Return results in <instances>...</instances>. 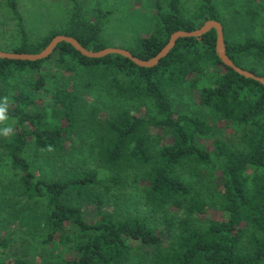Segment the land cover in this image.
<instances>
[{
	"label": "trees",
	"instance_id": "16d2710c",
	"mask_svg": "<svg viewBox=\"0 0 264 264\" xmlns=\"http://www.w3.org/2000/svg\"><path fill=\"white\" fill-rule=\"evenodd\" d=\"M70 1L65 28L32 40L17 1L8 0L20 42L0 51L38 54L58 35L90 51L107 48L108 14L98 10L93 22ZM166 1L167 8L156 2L153 33L127 49L134 56L150 60L174 32L215 20L231 60L264 77V37L228 38L212 0L193 18L183 15L181 0ZM216 43L215 30L180 39L154 68L120 55L87 58L68 43L42 61L0 60V100L9 98L13 129L0 144V170L9 180L1 193L11 187L44 203L40 246L75 254H53L55 264H264V85L225 66ZM222 122L237 133L231 140L220 137ZM155 129L171 142L164 144ZM84 136L95 141L97 169L73 164L58 178L36 176L40 156L67 162L74 153L68 147ZM127 185L141 187L149 215L116 211L113 187L119 199ZM209 210L220 216L200 223ZM9 244L0 237V259ZM0 264L38 263L23 256Z\"/></svg>",
	"mask_w": 264,
	"mask_h": 264
},
{
	"label": "rangeland",
	"instance_id": "374dc122",
	"mask_svg": "<svg viewBox=\"0 0 264 264\" xmlns=\"http://www.w3.org/2000/svg\"><path fill=\"white\" fill-rule=\"evenodd\" d=\"M18 11L23 19V24L32 40H38L51 31H61L65 28L73 4L70 0H16ZM77 2L83 15L91 21L96 20L98 10L108 15L102 23L105 45L107 48L130 49L141 38L149 37L156 29L157 18L156 2H160L167 8L166 0H74ZM219 3L223 18L227 24L228 38H241L249 35L264 37V3L262 0H212ZM204 0H181L180 7L183 15L193 18L197 15ZM252 12L255 14L253 15ZM19 21L13 15L8 0H0V47L10 49L20 42L18 34ZM105 96V95H104ZM198 96V94H197ZM104 101L109 102L105 97ZM137 106V105H136ZM133 107V104L128 105ZM140 114L146 113V107L139 109ZM1 126V125H0ZM220 137L231 140L236 132L228 124L222 122ZM153 134L165 137L163 143L171 142V138L164 136V133L155 129ZM87 135V134H85ZM92 137V136H91ZM7 137L0 135V144L4 143ZM235 139V138H234ZM238 139V136H237ZM70 144L69 152L73 155L64 162L62 159L52 160L40 156L34 172L38 178H58L64 174L67 168L79 165L95 170L99 167L95 141L87 140V136L79 137ZM5 175L0 170V237L9 238V247L0 260L10 262L19 257H30L38 264H55L52 255L64 253L65 258L74 256L72 250H64L58 247L57 251L48 253L40 245V241L46 236V231L41 226L45 206L42 201H28L19 193V189L10 187L9 193L4 187L9 180L4 179ZM3 182V183H1ZM111 195L112 202L117 212L122 214L137 213L147 216L150 211L142 199L141 187L127 185L120 189L121 198H117V187ZM8 195V197L6 196ZM113 196V197H112ZM87 218L95 219L94 210H87ZM220 213L209 210L200 223L206 224V220H215ZM58 239V238H57ZM58 244H56L57 246Z\"/></svg>",
	"mask_w": 264,
	"mask_h": 264
},
{
	"label": "water",
	"instance_id": "95a60500",
	"mask_svg": "<svg viewBox=\"0 0 264 264\" xmlns=\"http://www.w3.org/2000/svg\"><path fill=\"white\" fill-rule=\"evenodd\" d=\"M215 30L217 32V43H216V52L222 63L233 69L236 73L244 76L245 78L255 80L262 85H264V77H260L255 75L250 71H246L239 66H237L231 58L228 56L225 45V34L224 27L222 23L209 20L204 23V25L195 31H176L174 32L167 45L152 59L150 60H142L136 56H134L129 50L122 48H105L99 52L90 51L84 48L75 38L66 36V35H58L52 39L49 45L38 54H25V53H12V52H4L0 51V60H12V61H28V62H37L42 61L49 58L56 50L59 44L68 43L72 45L78 52H80L83 56L92 59H101L108 55H120L142 68H154L158 66L159 62L166 58L172 49L175 48L178 40L184 38H200L203 35Z\"/></svg>",
	"mask_w": 264,
	"mask_h": 264
},
{
	"label": "clouds",
	"instance_id": "9594fccd",
	"mask_svg": "<svg viewBox=\"0 0 264 264\" xmlns=\"http://www.w3.org/2000/svg\"><path fill=\"white\" fill-rule=\"evenodd\" d=\"M8 107L9 98L5 96L0 100V125H4V127L0 128V135L5 137H8L13 132L12 126L7 123L10 119L8 116Z\"/></svg>",
	"mask_w": 264,
	"mask_h": 264
}]
</instances>
